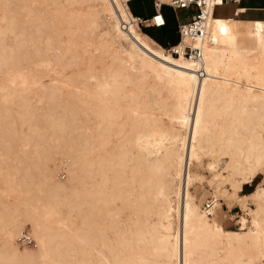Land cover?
Segmentation results:
<instances>
[{"label": "bare ground", "instance_id": "1", "mask_svg": "<svg viewBox=\"0 0 264 264\" xmlns=\"http://www.w3.org/2000/svg\"><path fill=\"white\" fill-rule=\"evenodd\" d=\"M127 2L0 0V264H264V185L239 193L264 171V27L220 46L233 27L212 13L197 63ZM199 168L248 229L215 194L206 214ZM28 223L36 246L16 241Z\"/></svg>", "mask_w": 264, "mask_h": 264}, {"label": "rangeland", "instance_id": "2", "mask_svg": "<svg viewBox=\"0 0 264 264\" xmlns=\"http://www.w3.org/2000/svg\"><path fill=\"white\" fill-rule=\"evenodd\" d=\"M128 6L133 13L141 12L142 14H144L145 12L148 13L153 10V0H130ZM232 8H233V4L217 5L215 7L214 13L224 14L229 11L231 12ZM192 11H194L193 7L190 9H185V8L174 9L168 4L163 3L161 5V12L165 16L167 22L165 28H168V30L164 32L163 28L155 27V26L154 27L145 26V28H148L149 33L158 42H160L163 46H166L167 43L175 42L178 39V33L176 31L177 23L179 21L185 20L187 14H190ZM230 20L234 24L239 23V27H235L232 24L233 28L230 29L232 35L230 36V38H226L223 40L224 43L227 42L229 44L222 46L237 47V48L259 47L261 40L252 33L251 27L256 25L258 26L260 24L263 25L264 21H257V20L243 21L236 18H231ZM143 28L144 26L141 27V29L144 31ZM121 42L122 44H125L124 40H121ZM199 170L204 174V178L202 180H195L190 185V189L196 195V201L200 204V206L204 207V202L208 198H211L213 200L216 197V199H218L219 201V204L216 209V213L218 215L219 221L224 225V227L238 228L240 225L238 220L245 218L249 220V223L246 224L244 229H248L252 225L251 222L252 217L247 213V211L243 209L239 201L237 199L228 200L224 195L217 196L216 190L209 184L208 180H206L210 177L209 170L206 168H199ZM57 177L60 180H65L67 177V173L64 178H60L58 175ZM259 182L261 185H264V171L262 173H258L257 177H255L251 181V183H245L242 186V189L239 190V193L245 194L253 191L257 187ZM226 186L229 187L228 184H226ZM0 193H2L1 190ZM2 196H4V193L0 194L1 198ZM25 228L31 233L32 226L29 223L25 226Z\"/></svg>", "mask_w": 264, "mask_h": 264}, {"label": "built area", "instance_id": "3", "mask_svg": "<svg viewBox=\"0 0 264 264\" xmlns=\"http://www.w3.org/2000/svg\"><path fill=\"white\" fill-rule=\"evenodd\" d=\"M224 0H153L154 11L150 15L134 14L132 13L133 21L141 28L142 26H164L166 25V19L161 12V5L163 3L168 4L174 9L185 8L190 9L193 7L194 11L187 14L185 20L177 23L176 31L178 33V39L175 42L167 43L164 46L166 52L175 56H184L197 63H202L204 60L202 46L195 44L194 41L198 38L204 37L205 22L209 15L213 13V7L215 4L222 3ZM238 2L239 0H230ZM238 12V8L235 10V14ZM60 167L57 170V175L60 178L66 176L64 170V164L58 162ZM213 201L208 198L204 202V209L207 215L213 214ZM16 241L20 245L36 246V240L29 233L26 228L19 231Z\"/></svg>", "mask_w": 264, "mask_h": 264}, {"label": "crops", "instance_id": "4", "mask_svg": "<svg viewBox=\"0 0 264 264\" xmlns=\"http://www.w3.org/2000/svg\"><path fill=\"white\" fill-rule=\"evenodd\" d=\"M128 3V2H127ZM224 4H233V8L231 12H227L224 14H215L214 10L217 5H224ZM238 8V12L235 14V10ZM154 11L151 12H145L142 15H150ZM132 12V11H131ZM133 13V12H132ZM213 17L216 18L221 24L225 25L227 27V30L229 31V26H232V24L235 27H239V23H233L229 18H236L243 21L247 20H257V21H264V0H239L238 2H233L230 0H224L222 3L215 4L213 7ZM230 20V21H229ZM167 23V22H166ZM166 26V25H165ZM259 26L264 27V24H260ZM135 27L139 32L143 34L145 39L156 49L158 50H165L164 46L158 42L154 37H152L147 32L143 31L137 24H135ZM154 27V26H153ZM177 27V26H176ZM233 27V26H232ZM230 38V36H226L224 39ZM229 43H224L222 45H227ZM220 45V46H222ZM225 47V46H224Z\"/></svg>", "mask_w": 264, "mask_h": 264}, {"label": "trees", "instance_id": "5", "mask_svg": "<svg viewBox=\"0 0 264 264\" xmlns=\"http://www.w3.org/2000/svg\"><path fill=\"white\" fill-rule=\"evenodd\" d=\"M130 2V0H128V3ZM134 14H142L141 12H136V13H134ZM159 27H161V28H163V31L165 32L166 30H168V28H165V25L164 26H159ZM144 31L145 32H147L148 34H150L149 33V31H148V28H145V26H144ZM151 35V34H150ZM152 36V35H151ZM153 37V36H152Z\"/></svg>", "mask_w": 264, "mask_h": 264}]
</instances>
